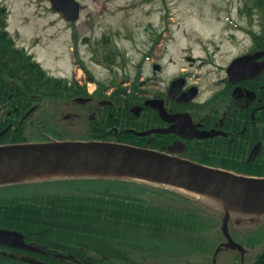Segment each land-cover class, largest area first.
Segmentation results:
<instances>
[{
	"label": "flooded vegetation",
	"instance_id": "flooded-vegetation-1",
	"mask_svg": "<svg viewBox=\"0 0 264 264\" xmlns=\"http://www.w3.org/2000/svg\"><path fill=\"white\" fill-rule=\"evenodd\" d=\"M176 31L150 29L135 79L119 76L125 65L102 43L92 58L108 76L88 68L85 84L64 78L73 87L69 92L62 81L54 90L60 104L53 106L49 79L63 78L35 67L34 54L16 43L9 18L4 25L0 13V147L60 141L74 126L79 141L129 144L201 164L224 162L234 173L255 175L264 164V27H226L202 38L183 30L182 44ZM77 52L73 46L83 69L86 56ZM69 94H76L71 108ZM5 185L12 184L0 185V202L18 193ZM22 234L25 245L0 242V264H137L130 254L108 258L74 246L70 237L41 243Z\"/></svg>",
	"mask_w": 264,
	"mask_h": 264
},
{
	"label": "trees",
	"instance_id": "trees-1",
	"mask_svg": "<svg viewBox=\"0 0 264 264\" xmlns=\"http://www.w3.org/2000/svg\"><path fill=\"white\" fill-rule=\"evenodd\" d=\"M253 3L261 11L264 27V0ZM0 13L5 25L6 7H0ZM35 67L41 69L36 63ZM49 83L52 105L59 106L60 94L54 90L62 82L51 78ZM75 96L68 95L69 108ZM76 137V129L70 126L67 136L61 139ZM204 163L228 170L234 168L224 162ZM255 176L264 177V164L259 165ZM13 187L18 190L15 199L10 195L0 202V227L21 231L41 243L50 237H70L74 246H83L108 258L125 259L132 250L143 251L146 247L154 254L172 252L196 258L198 264H216L222 250L243 248L231 237V228L253 225L264 218V215L232 212L227 225L229 239L223 231L227 216L223 207L162 185L98 177ZM229 244L233 245L229 247ZM250 253L255 255L248 264H264V243L260 251Z\"/></svg>",
	"mask_w": 264,
	"mask_h": 264
},
{
	"label": "rangeland",
	"instance_id": "rangeland-1",
	"mask_svg": "<svg viewBox=\"0 0 264 264\" xmlns=\"http://www.w3.org/2000/svg\"><path fill=\"white\" fill-rule=\"evenodd\" d=\"M78 1L83 11L80 20L72 24L52 11L49 0H0V5L9 13L10 32L19 46L30 50L49 74L70 77L82 84L86 83V71L81 69V59L73 57L72 48L78 49L80 56H86L84 65L87 69L100 72L101 68L95 65L97 62L94 63L92 54L93 50L101 48L105 35L110 39V48L119 53L116 60L125 65H122L125 70L118 72L119 76L135 79L139 76L144 40L149 38L150 29H177L174 36L177 43L182 44L185 42L183 30H187V36L191 38H202L220 34L218 30L226 27H262L261 11L254 7L253 0ZM247 8L252 9V15L246 12ZM99 59H103L101 55ZM107 74L100 72L97 75L101 78ZM81 176L124 177L160 184L130 176ZM238 227L231 228L230 234L243 248L240 251L231 250L232 247L222 250L216 264H248L251 256L255 255L250 251L261 250L264 218L253 225ZM248 244L254 245L250 247ZM130 255L137 264H198L199 261L172 252L154 254L146 247L143 251L132 250Z\"/></svg>",
	"mask_w": 264,
	"mask_h": 264
},
{
	"label": "water",
	"instance_id": "water-1",
	"mask_svg": "<svg viewBox=\"0 0 264 264\" xmlns=\"http://www.w3.org/2000/svg\"><path fill=\"white\" fill-rule=\"evenodd\" d=\"M50 2L53 11L63 15L67 22L72 23L79 20L81 4L77 0H50ZM76 101L80 102L79 99ZM15 166L23 168L79 166L117 170L149 176L160 184L183 189L202 197H204L202 194L215 197L225 201L223 205L213 202L223 207L227 213L223 231L229 239L231 238L227 225L232 212L264 215V178L241 176L151 149L126 144L101 141H62L0 147V179ZM81 175L59 178L84 177ZM52 178L56 177L37 180ZM9 182L25 181L10 180ZM0 242L25 245L24 236L17 231L1 230ZM28 248L38 251L34 247Z\"/></svg>",
	"mask_w": 264,
	"mask_h": 264
},
{
	"label": "bare ground",
	"instance_id": "bare-ground-1",
	"mask_svg": "<svg viewBox=\"0 0 264 264\" xmlns=\"http://www.w3.org/2000/svg\"><path fill=\"white\" fill-rule=\"evenodd\" d=\"M80 175V174H97V175H119V176H130V177H138L142 179H150L153 180L149 176L142 175H134L127 172L117 171V170H104L97 169L91 167H79V166H71V167H31V168H23L19 166H15L11 168L6 175H4L0 182H7L10 180L17 181H27V180H37L46 177H64L69 175ZM204 197L218 203L225 204V201H221L215 197L207 196L202 194Z\"/></svg>",
	"mask_w": 264,
	"mask_h": 264
}]
</instances>
